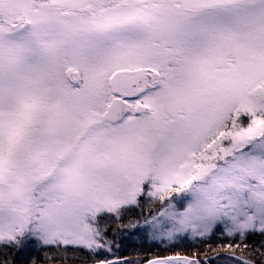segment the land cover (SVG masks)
Segmentation results:
<instances>
[{"label": "snow or ice", "instance_id": "1", "mask_svg": "<svg viewBox=\"0 0 264 264\" xmlns=\"http://www.w3.org/2000/svg\"><path fill=\"white\" fill-rule=\"evenodd\" d=\"M0 264H264V0H0Z\"/></svg>", "mask_w": 264, "mask_h": 264}, {"label": "rangeland", "instance_id": "2", "mask_svg": "<svg viewBox=\"0 0 264 264\" xmlns=\"http://www.w3.org/2000/svg\"><path fill=\"white\" fill-rule=\"evenodd\" d=\"M130 243V244H129ZM129 243H128V245H129V247L131 246V247H133L134 245H140V244H142L143 243V241H140V240H130L129 241ZM135 248H138V247H135ZM156 250V249H155ZM159 251V250H158Z\"/></svg>", "mask_w": 264, "mask_h": 264}, {"label": "trees", "instance_id": "3", "mask_svg": "<svg viewBox=\"0 0 264 264\" xmlns=\"http://www.w3.org/2000/svg\"><path fill=\"white\" fill-rule=\"evenodd\" d=\"M127 243H129V241L127 242ZM130 244V243H129ZM132 246V245H131ZM128 247V252H134V251H139L140 249L139 248H135V247ZM159 249H154L153 251H158Z\"/></svg>", "mask_w": 264, "mask_h": 264}]
</instances>
